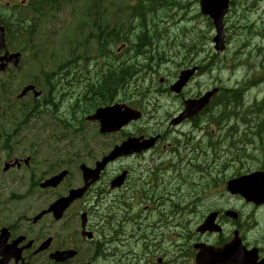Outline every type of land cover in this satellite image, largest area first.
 <instances>
[{
  "label": "rangeland",
  "instance_id": "374dc122",
  "mask_svg": "<svg viewBox=\"0 0 264 264\" xmlns=\"http://www.w3.org/2000/svg\"><path fill=\"white\" fill-rule=\"evenodd\" d=\"M21 1L23 0L11 1V4ZM181 1L184 5L183 9L171 7L166 10L160 8L157 11L161 27L158 35L161 32H165V34L157 46L156 54L161 56L165 53L164 57L168 61L162 59L164 65L161 66L159 72L145 76L144 83L156 85L161 78L170 79L175 77L181 68L183 69L186 64L195 62L196 59H208L209 61L212 59V61L216 62V68L211 72V75H201L192 85L190 84L187 95H198L197 93L205 92L221 83L232 87L235 82H240L242 86L245 80H254L256 78L255 74H260V69L264 68V0H233V11L228 18L230 23L228 34L231 42L226 54H217L214 51L212 39L215 31L211 28L209 20L201 14L199 0ZM4 3L10 5V2ZM133 5H137L136 0H71V3L64 6L59 12L46 10L44 14H34L28 7L18 8L21 17L29 21L36 29L31 35V45H29L30 42L28 43L20 37H14L9 41L8 50L10 52L23 54L22 65L19 70L12 71L9 75H0V80L4 81L7 87L6 95L0 97V177L3 180L12 178L14 182H17L14 177L29 176L27 170L4 173L5 162L10 157L17 156L23 159L33 158L32 166L34 168L32 170H35L36 177L49 176L63 169L70 170L71 177L68 179L67 184L71 187L78 184L79 179H81L79 167L82 163L93 166L100 159L101 154L119 142L120 135L118 134L110 137L99 136L98 127L95 124H85L84 131L79 133L78 131L66 130L53 119L51 115L52 109H48L47 113H42L38 117L31 116L27 125L17 129L19 123L25 119L18 114L19 105L22 103V105L32 107L33 95L29 94L21 101L16 99L22 89L32 80H35L38 83V90L43 93L42 100L44 101L49 95V88L46 84L47 75L55 73L60 65L71 60V55H82V52L85 51L84 49L90 56L95 54V43L84 48L81 42L84 37L91 35L92 31L95 32L97 27L93 26V24L96 25L98 17L100 25H103L107 30L114 27H120V29L125 30V22H127L128 18V15L126 16L127 6ZM136 26H138V22H136ZM247 40L249 41V47L244 44ZM243 51L246 52L245 56L241 55ZM225 58H227L226 63L229 66L228 73L224 72L221 65V60ZM241 60H245L246 66L254 67V70L248 72L246 71L247 68L239 66L238 61ZM155 61H159V58L155 57ZM149 62L146 64H149ZM262 74H264V71ZM261 78H263V75L258 77V79ZM68 86H71V88ZM74 86L75 84L68 83V90H72ZM99 90L98 93H100ZM98 93L91 98L95 100ZM158 97L160 96L158 95ZM263 98L264 84L247 92L245 106L250 107L256 99L259 102ZM153 99L154 101H150L149 105L146 102L148 105L147 109L152 112L157 106L156 112L159 120L153 125H148L149 132L162 124L164 118H166L165 113L167 111L174 112L179 108L178 103H174L172 100L165 98ZM72 105H74L72 100L63 102L58 107L56 116L70 118L67 109ZM259 108V111L255 109L256 113L254 115L256 116L250 117L252 123L246 125L245 120L244 122H237L238 131L229 133V139L233 137L236 142L232 147L229 148L230 140L223 142L221 153L218 148L214 158H211L212 150L210 148L207 153L205 144L198 148V152L202 150V155L198 156L197 160L196 155L198 152L195 153V163L202 168L203 173L201 175L196 174L194 169L191 173V170H188L187 167L182 168L181 171L185 179L188 180L190 178L191 182L196 181V183L191 188L186 186L178 188V191L171 190V192L179 194L178 200L183 203V207H189L196 199H205L210 196L207 201L202 203L201 212L185 215L186 217L180 215L178 223H181V227L175 230L174 224L176 225L177 221L175 223L172 222L173 220L170 218L171 215L167 207V212H163L164 218H167L168 215V221L164 219L163 224L160 223L155 227V224L159 221V214L156 211L157 206L154 204L158 203L160 196L154 201H147L137 197L132 198L131 194L125 195L126 191L120 193L121 195H118L115 200L108 201L98 211L99 220L102 221L105 214L108 218L120 217L123 214L126 219H130L132 215L140 213L145 225H142L140 231L133 233L134 237H131L128 231V234L121 241L115 244L103 245L100 255L99 252L95 251V249L97 250L96 243H81L84 261L94 262L95 264H158V258H163L164 263L167 262L169 264L171 261L172 264L176 258V252L178 254L177 257H180V254L174 245L167 243L166 239L176 236L175 231L182 232L186 230L187 232L196 229L211 210L236 209L241 211L245 217L254 218L255 212L239 198L229 195L225 191L224 186L227 182H225L226 178L229 179L230 176L236 175L237 170H239L238 173L245 175L244 173L257 163L256 156L261 157L264 154V107ZM248 112H252V109L248 110ZM69 120L71 121V119ZM76 124L79 127V122H76ZM233 125L234 122H231L230 127ZM260 127L263 131L261 137L258 135ZM221 133L225 134V131L222 130ZM246 138H250V140ZM6 147H11L13 153L9 154L4 151ZM208 154L209 157L207 158ZM237 158H241V165L235 167L238 164ZM208 165L211 169L207 170ZM222 170H224V173L218 179L220 181L219 184H212V187H210V175L216 172L214 176L217 175L218 177L219 171ZM143 176L146 177V175ZM134 177L137 181H141L140 174H136ZM179 178L177 175L176 179ZM223 181L225 183L222 185ZM0 186L4 187L2 183H0ZM137 187L141 188V186ZM18 188H21V186L17 184L8 186L7 190L2 191L0 194H9ZM187 188H189V193L180 194L185 192ZM89 200L90 209L95 208L97 203L96 195H92ZM161 205L162 201L160 200L158 206L160 207ZM128 206L132 208V211L128 210ZM110 207L114 209L110 210ZM146 207L148 209H145ZM17 210H20L19 206L15 207V211ZM121 210L123 212H120ZM186 222H189V224H186ZM105 223H107L106 220L100 224L102 228ZM129 225L132 226L133 230L138 229L140 226L139 219L136 224ZM145 226L146 229H149L148 233L145 232ZM259 227H261L260 230H264V221L260 222ZM124 231H126V227H124ZM162 232L166 237L152 236L162 235ZM257 232L247 231V234L253 235ZM106 234L102 233L97 236V242L100 240L98 242L99 247L104 240L110 241ZM154 239L157 240L156 244L153 243ZM259 239L260 236L255 237V240ZM156 245L157 247H155ZM165 253L169 255L165 256ZM140 259L142 261H139ZM182 261L180 259L176 264H181ZM187 264L191 263L188 261Z\"/></svg>",
  "mask_w": 264,
  "mask_h": 264
},
{
  "label": "flooded vegetation",
  "instance_id": "af4514ba",
  "mask_svg": "<svg viewBox=\"0 0 264 264\" xmlns=\"http://www.w3.org/2000/svg\"><path fill=\"white\" fill-rule=\"evenodd\" d=\"M121 52L122 50L119 49L118 54H120ZM193 82L189 83L180 95L175 96L170 94V86L167 84H163L162 88L156 89V91L160 92L161 94L173 97L174 100H177L176 103H178L179 105L178 110H176L174 113L166 114V118H164L162 124H160L158 128H155L151 132H149L150 130L148 127V116L150 114L147 113H145V126L142 123L143 120L134 122L129 126V128L134 127V131L129 133L128 137H158V139L157 144L153 149L148 150L142 154L133 155L127 158H138L139 160H136V162L134 163L135 168L131 167L130 170H127V179L124 185L118 188V191H127L129 194H135L140 199H155L157 198L156 195L158 190L155 185L156 182L159 187V196L162 198V205L160 207L163 208L160 210L162 218L159 219L158 223L163 224L162 222L164 221V219L168 221V215L167 218H164L163 212H167L168 207L169 214L171 215L170 218L173 220L172 222L175 223L177 221L176 225L174 224L175 230H178L181 227V223H178L180 220L178 218L180 217V215L178 214L181 213V208L180 200H178L179 194L171 192V190L178 191V188L180 189L179 179H176V176H179L178 167L180 166V163L184 161L182 159L183 155L181 149L185 148L186 145H184V143L187 142V138L192 135V133H190L189 126L192 128V130L199 131L203 135L206 132V123H201V125L196 126L197 121L195 118L184 120L177 126H173L171 123L172 119L176 118L183 111L185 107V101L187 99L198 98L202 95V92L197 93L198 95L194 96L187 95L190 84L192 85ZM233 89H236V87H234ZM229 95L230 89L224 87L223 98L228 100ZM205 116H210V114H206ZM138 125L140 127L135 128ZM200 147L201 145H198L194 140V145L191 150L184 149V154L189 152L187 158L184 159H190L189 162L192 163L195 160V153L198 152L197 150ZM208 151L209 148H207V153ZM200 155H202V150H199V152L197 153V160L198 156ZM208 157L209 154L207 158ZM120 160L112 163V165H110L107 169L115 167L116 164L120 163ZM206 169H211V167H209L208 165ZM223 173L224 170L219 171L220 175H223ZM136 174H140L142 182L135 179L134 175ZM198 174L201 175L202 173L199 172ZM143 175H146V177H144ZM44 181L45 179L42 178H30L27 183L28 186H25V184H21L20 193L13 192L10 194H0V229L5 228L8 230V245H13L16 240L21 239V242L17 247H15L17 249H22L21 261L19 263H16L13 260L10 262V264H85L82 249L80 247H76V249L72 247L70 248L69 241L63 235L68 230V213H65L64 217L58 222L53 219L52 215L44 214L47 208L62 196L51 193L56 191L57 189H42L41 185ZM9 184L16 183H7V185ZM137 186H141V188H138ZM139 189L142 190V193H138ZM7 197L8 200L5 199ZM22 204L24 206L23 208L21 207ZM16 205L20 206L21 210L15 211ZM247 205L256 214L254 218L250 217L249 220H255L259 223L261 221H264V205L261 207H256L251 204ZM164 206L166 207L164 208ZM6 207H9L11 211L5 209ZM227 210L228 209L220 210L218 213L217 221L218 225H220L221 227L220 234L207 233L206 235H199L195 234L192 230L187 232L185 230L182 232L177 231L178 235L171 236L166 239L167 243L173 245L180 239V250L185 246H188L190 248V262H192L193 256L196 253L193 247L198 242H204L206 245L214 248H222L228 245L231 238L233 237L236 228L240 231L239 226H242L241 223L243 222V217L245 216L241 211L235 209L240 216V219L238 220L236 225L233 219H230L226 216ZM200 211V209H195L192 211V213L196 214ZM257 213H260V216H257ZM182 216L186 217L183 214ZM38 217L40 218L36 220V218ZM52 229L57 232V235L53 236V241L46 249L41 250L46 240L50 237L48 236L47 230ZM89 229L93 230L94 232L95 229H97L95 219L93 220V222L92 220L90 221ZM241 236L243 239V245H245L248 249H259V261H262L264 259V230L259 229L258 232L253 235H244L243 233H241ZM256 236H260V239L255 240ZM81 241L83 240L81 239ZM156 241L157 240L154 239L153 243L156 244ZM77 245H79V242H77ZM155 247H157V245ZM69 249H74L77 251L76 257L70 263H57L56 261L51 259V256L54 253L66 251ZM177 255L178 254L176 252V262L180 260V257H177ZM1 258H3V256H1ZM139 261H142V259H140Z\"/></svg>",
  "mask_w": 264,
  "mask_h": 264
},
{
  "label": "water",
  "instance_id": "95a60500",
  "mask_svg": "<svg viewBox=\"0 0 264 264\" xmlns=\"http://www.w3.org/2000/svg\"><path fill=\"white\" fill-rule=\"evenodd\" d=\"M230 0H201L202 12L205 15H209L214 22L217 30V36L214 39L216 43V49L218 51L224 50V18L229 10ZM5 34L4 29L0 27V54L5 48ZM8 63H12L18 66L20 63V55L10 56L6 53L4 58L0 57V71H4ZM195 70L182 72L180 81L172 87V90L180 93L182 88L186 85L189 79L193 76ZM34 87H28L22 96L26 95L29 91H34ZM35 92V96L38 97L40 94ZM215 92L207 94L204 98L199 101H189L186 104V110L182 116V119L192 117L199 113L208 103L212 95ZM140 118V114L126 106H114L111 108L100 109L96 112L93 120H99L101 122V133H115L120 131L125 125L133 120ZM155 140L145 141L141 146H138V142L135 140H129L125 142L121 147H117L114 152L106 158L104 163L112 161L122 155H128L133 152H141L144 149L152 147ZM104 164L95 171L94 175H98ZM63 174L61 178H63ZM87 177V176H86ZM249 177H257L256 181L251 183H244ZM58 181V180H57ZM122 179L117 182L116 185H120ZM228 191L232 194L242 195L248 202H254L257 205L264 203V173L254 174L248 177H244L238 180H234L229 183ZM235 217L233 214H229ZM217 214H212L205 223L200 227L199 232H218L220 228L215 225ZM2 244H0V250ZM200 250L196 257L195 264H256L257 254L256 251L248 252L242 246L241 240L236 237L231 244L227 245L224 249L215 250L204 245L196 247ZM74 253L62 254V260L69 259ZM1 264V263H0Z\"/></svg>",
  "mask_w": 264,
  "mask_h": 264
},
{
  "label": "trees",
  "instance_id": "16d2710c",
  "mask_svg": "<svg viewBox=\"0 0 264 264\" xmlns=\"http://www.w3.org/2000/svg\"><path fill=\"white\" fill-rule=\"evenodd\" d=\"M4 0H0V23L6 28V34L7 38L11 40L14 37H20L26 42H30L29 45H31V35L33 34L34 26L27 20L21 17V13L18 10V8H26L30 9L32 13L34 14H42L44 10H52L57 11L60 9L61 4L67 3L70 0H28L26 1L27 6H24L22 3H13L15 4L11 11H8L6 13L3 12L2 9H4V5L2 4ZM14 1V0H12ZM139 3L135 7H133V16H136L137 19H140V28H142V31L140 32V35L137 36L136 40L134 41L136 44H134V50L136 51V54H141L142 52L149 53L150 56H154L150 60L154 62L156 65L159 63H162V59H164V55H157V46L162 41V36L158 35L159 30H157L156 22L155 21H147L149 18H155L157 17V11L160 10V8L170 9L172 6L180 7L181 3L178 0H138ZM6 2V1H5ZM17 4V5H16ZM5 10V9H4ZM98 22V21H97ZM150 24L154 26L152 30L146 28L147 24ZM154 51L153 53H150ZM157 55V56H156ZM155 57L159 58V61H155ZM146 68L148 70H152L151 64H145ZM64 67L59 68L60 72H66L63 69ZM140 69V65L133 64L132 67H127L123 71H116L114 75H106L104 78H101L102 85L100 87V98L99 99H90L91 96H89V100H87V103L90 106H96L97 104H100L102 101H107L109 96L113 94L114 88H118L121 85H124L126 80L130 76H134L138 70ZM75 87V86H74ZM137 91V92H136ZM134 92L138 93L141 97L145 96V91L143 89H136L134 87ZM236 98V99H235ZM235 99L236 103H239L242 97L239 95L237 96L236 91L230 90L229 95V101ZM93 100V101H92ZM220 104L222 102L220 101ZM261 105H255L254 107L260 110ZM252 109V108H251ZM255 109L252 110V112H248L246 110L243 113V120H245L246 125H249L252 123L250 120V117L256 116L254 115ZM259 129V128H258ZM262 128L260 127L258 135L262 136ZM247 140H250V138H246ZM218 141H223L218 140ZM210 143L213 148V152H215L216 144L214 140ZM224 142V141H223ZM218 177L213 180V184L217 185L219 184ZM212 186V184H211ZM214 186V185H213ZM215 187V186H214Z\"/></svg>",
  "mask_w": 264,
  "mask_h": 264
},
{
  "label": "snow or ice",
  "instance_id": "6c2138e0",
  "mask_svg": "<svg viewBox=\"0 0 264 264\" xmlns=\"http://www.w3.org/2000/svg\"><path fill=\"white\" fill-rule=\"evenodd\" d=\"M256 180H257V177H249L244 183H251Z\"/></svg>",
  "mask_w": 264,
  "mask_h": 264
},
{
  "label": "bare ground",
  "instance_id": "6f19581e",
  "mask_svg": "<svg viewBox=\"0 0 264 264\" xmlns=\"http://www.w3.org/2000/svg\"><path fill=\"white\" fill-rule=\"evenodd\" d=\"M68 87L71 88V86H68ZM68 87H67V88H68ZM230 90H234V89H230ZM228 100H229V98H228Z\"/></svg>",
  "mask_w": 264,
  "mask_h": 264
}]
</instances>
